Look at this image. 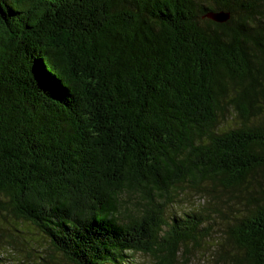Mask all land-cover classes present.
Listing matches in <instances>:
<instances>
[{"label": "trees", "instance_id": "obj_1", "mask_svg": "<svg viewBox=\"0 0 264 264\" xmlns=\"http://www.w3.org/2000/svg\"><path fill=\"white\" fill-rule=\"evenodd\" d=\"M183 187L237 201L222 264H264V0H0V214L67 264H179Z\"/></svg>", "mask_w": 264, "mask_h": 264}, {"label": "rangeland", "instance_id": "obj_2", "mask_svg": "<svg viewBox=\"0 0 264 264\" xmlns=\"http://www.w3.org/2000/svg\"><path fill=\"white\" fill-rule=\"evenodd\" d=\"M205 187L209 189L212 186L206 184ZM223 191L217 187L213 192L219 196L217 200L220 204H217V200L210 196L200 198L190 188L183 187L176 190L172 202L170 205L167 204L165 209L167 223L174 216L185 219V214L191 217L198 215L199 218L200 230L196 236L197 240L188 242L186 248L180 245L181 257L178 260L180 263L184 261L185 264H222L218 258L221 250L220 243L224 241L225 229L233 223L241 210L237 206V201H228ZM15 223L16 221L9 213L1 211L0 253L7 263L67 264L59 254L49 251L40 233L26 224L15 225ZM14 226L21 233L15 230ZM133 258L139 264H155V260L150 255L136 254Z\"/></svg>", "mask_w": 264, "mask_h": 264}, {"label": "water", "instance_id": "obj_3", "mask_svg": "<svg viewBox=\"0 0 264 264\" xmlns=\"http://www.w3.org/2000/svg\"><path fill=\"white\" fill-rule=\"evenodd\" d=\"M208 17L214 20L215 22L222 23L229 18V15L227 13L220 12L217 14H208Z\"/></svg>", "mask_w": 264, "mask_h": 264}]
</instances>
